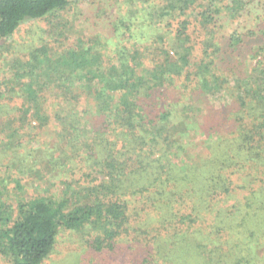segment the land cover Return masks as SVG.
<instances>
[{"label":"trees","instance_id":"1","mask_svg":"<svg viewBox=\"0 0 264 264\" xmlns=\"http://www.w3.org/2000/svg\"><path fill=\"white\" fill-rule=\"evenodd\" d=\"M70 2L0 0V40ZM143 4L150 33L112 62L81 39L0 85V182L56 172L48 197L0 195L8 264H47L60 232L75 264H264V0Z\"/></svg>","mask_w":264,"mask_h":264},{"label":"rangeland","instance_id":"2","mask_svg":"<svg viewBox=\"0 0 264 264\" xmlns=\"http://www.w3.org/2000/svg\"><path fill=\"white\" fill-rule=\"evenodd\" d=\"M143 1L145 0H71L66 9L54 13L48 19L24 22L11 38L0 40V85L5 86L6 79L13 75L14 64L18 61H25L26 55L32 50L41 53L47 49L49 53L58 56L66 48L74 47L81 39L92 44L102 41L100 49L103 59L112 62L114 55L111 50L116 45L136 46L138 28L144 33H150L147 26L149 22L154 24L155 19L141 17L142 9L147 8ZM124 25L129 26V33ZM54 60L55 58L51 61ZM39 71L37 69V72ZM78 88L79 85L74 83L72 89ZM221 100L215 96L211 98L215 104ZM188 137L193 142V147L189 150L195 153L196 148L203 144L205 137L195 130H190ZM17 173L15 170L12 173L6 172L2 177L3 181L0 182V195L3 200L7 201V204H14L23 195L48 197L56 193L53 189L56 183V172L53 167L43 164L40 171L23 175L20 192L11 178V175L18 177ZM72 186L73 191L76 192L75 188H78L75 185ZM80 198L82 202L88 201L83 194ZM69 199L77 200L76 197ZM71 240L70 242V236L65 232H60L51 261L47 264H75L76 261L72 258L74 252L82 253L86 250L78 246V239L72 238ZM72 249L75 250L70 253ZM0 264L8 263L0 259Z\"/></svg>","mask_w":264,"mask_h":264}]
</instances>
